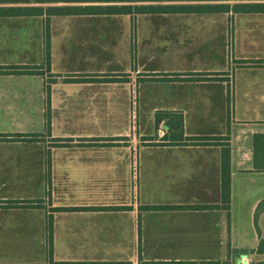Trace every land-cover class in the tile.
Instances as JSON below:
<instances>
[{
    "label": "crops",
    "instance_id": "0c3cea01",
    "mask_svg": "<svg viewBox=\"0 0 264 264\" xmlns=\"http://www.w3.org/2000/svg\"><path fill=\"white\" fill-rule=\"evenodd\" d=\"M65 4H0V264H264V0Z\"/></svg>",
    "mask_w": 264,
    "mask_h": 264
},
{
    "label": "trees",
    "instance_id": "16d2710c",
    "mask_svg": "<svg viewBox=\"0 0 264 264\" xmlns=\"http://www.w3.org/2000/svg\"><path fill=\"white\" fill-rule=\"evenodd\" d=\"M163 2L173 0H0V4H17L16 6L10 7L8 10L12 15L17 16H29V15H42L44 8L43 4H55V3H66L65 6H51L47 8L48 15H79V14H106V13H117L123 14L131 12L133 9L137 12L142 10L141 6H130L124 3H140V2ZM39 4V6H31L30 4ZM117 4V5H116ZM48 57H49V43ZM38 67L30 66H5L0 67V74L3 75H27L35 72ZM157 122H159L157 118ZM25 136V134L17 135ZM258 137L255 139V146L258 144ZM262 137V136H261ZM262 209L259 207V211ZM51 240V237H50ZM264 252V241L261 242V246L258 250ZM67 264V263H59ZM94 264H107V263H94Z\"/></svg>",
    "mask_w": 264,
    "mask_h": 264
},
{
    "label": "rangeland",
    "instance_id": "374dc122",
    "mask_svg": "<svg viewBox=\"0 0 264 264\" xmlns=\"http://www.w3.org/2000/svg\"><path fill=\"white\" fill-rule=\"evenodd\" d=\"M25 33L27 34V32H25ZM73 36H74V32L71 31L70 32V37H73ZM115 36H116V34H115ZM115 36L111 35L112 38H114ZM120 38H121V36H120ZM131 39L132 40H136L135 32H134V35L131 36ZM11 50H13L14 52L12 53ZM24 54H25L24 51H22V53H20V52L17 53V48H6L5 61H7L9 63H12V62L13 63H20V62L23 63V61L29 62L31 58L29 56L24 55ZM105 60H106V57H105ZM104 64H105V61L100 66L101 67H108L109 66V64L108 65H104ZM73 66H76L75 68L79 67V71H81V73L83 71H85L86 69H91V68L95 67L94 64L91 65V64H89L87 62L83 63L82 65H73ZM111 67L113 68V66H109L108 68H103V69H108L110 71ZM48 76H49V79H46L45 83L46 82L49 83L51 81L50 80L51 79L50 78L51 74H49ZM122 76H123V79H124L126 75L123 73ZM146 97H148V96H143V101L139 99V102H140L139 104H141V103L144 104L143 108H139V110H137V108H136V110L139 111L140 119H141L142 116H145V114L148 113L149 109H150L149 105L146 102V99H145ZM136 102L138 103V100ZM43 114H45V112H43ZM67 114H68L67 117L74 118L77 115V111H73V110L67 111ZM143 119H145V118H143ZM23 121H25V120L23 119ZM25 129L28 130V128H25ZM35 134H38L40 136L42 135V134H39V133H35Z\"/></svg>",
    "mask_w": 264,
    "mask_h": 264
}]
</instances>
